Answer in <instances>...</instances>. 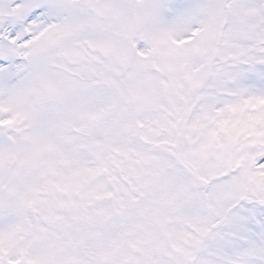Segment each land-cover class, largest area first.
<instances>
[{"label":"snow or ice","instance_id":"snow-or-ice-1","mask_svg":"<svg viewBox=\"0 0 264 264\" xmlns=\"http://www.w3.org/2000/svg\"><path fill=\"white\" fill-rule=\"evenodd\" d=\"M0 264H264V0H0Z\"/></svg>","mask_w":264,"mask_h":264}]
</instances>
